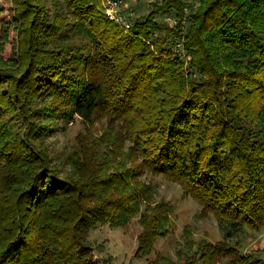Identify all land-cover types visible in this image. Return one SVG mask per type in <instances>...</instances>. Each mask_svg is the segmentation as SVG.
Segmentation results:
<instances>
[{"label": "trees", "instance_id": "1", "mask_svg": "<svg viewBox=\"0 0 264 264\" xmlns=\"http://www.w3.org/2000/svg\"><path fill=\"white\" fill-rule=\"evenodd\" d=\"M10 1L0 264H100L90 231L138 215L148 264H264L242 246L264 228V0H154L128 29L101 0ZM76 119H104L101 136L79 132L54 161L46 138ZM144 174L179 183L222 238L185 229L175 258L150 257L173 206Z\"/></svg>", "mask_w": 264, "mask_h": 264}, {"label": "rangeland", "instance_id": "2", "mask_svg": "<svg viewBox=\"0 0 264 264\" xmlns=\"http://www.w3.org/2000/svg\"><path fill=\"white\" fill-rule=\"evenodd\" d=\"M110 1L112 0H101L105 13H107L106 7H108L107 10L112 11V7L108 4ZM151 1L154 0H122L121 10L118 9L121 17L116 22L121 27L128 29L131 23L130 20L133 17H141L149 12V3ZM45 3V7L48 6L52 10L55 8L53 0H45ZM12 15L11 1L0 0V36L2 33L1 25L11 21ZM163 21L169 24L173 23L172 19L167 17H164ZM7 32L11 42L0 41V53H4L5 55H9L12 43L16 51L19 48V40L16 32L12 28L8 29ZM178 49L179 47L175 50L179 51ZM8 62L6 63L7 66H9ZM5 86L6 84H4ZM102 121L94 122L91 129L88 126L86 127L79 119H76L68 122L64 128L51 133L45 140V143L50 148V157H54V161L63 160L64 158L62 156L67 155L69 147L74 143V139L79 132H91L95 138L99 137V135L101 136V131H103ZM64 167L68 169L67 165H64ZM144 177L147 182L150 181L154 184V200H164L173 206L170 214L171 231L166 236L157 239L154 252L150 257H153L156 252H160L175 258L177 244L185 229L191 231L195 238L207 237L211 240L222 238L216 218L212 214L202 216L201 205L192 196L184 194L179 183L167 179L163 175L144 174L142 178ZM139 217L138 215L132 218L127 225L122 227L113 228L108 224H104L98 225L90 231L88 239L95 247L94 254L97 260L100 261V264L104 260L108 264H148L145 257L137 256V236L141 230V226L138 223ZM254 235L255 237L251 239L244 237L242 246L245 251H257L264 256V228L256 231Z\"/></svg>", "mask_w": 264, "mask_h": 264}, {"label": "built area", "instance_id": "3", "mask_svg": "<svg viewBox=\"0 0 264 264\" xmlns=\"http://www.w3.org/2000/svg\"><path fill=\"white\" fill-rule=\"evenodd\" d=\"M109 4V6H111L112 7V11H109V10H107V8L108 7H106V14L110 17V18H112V19H114V20H116V21H118L119 19H120V17H121V15H120V9H119V7H120V5L122 4V0H112V1H110V3H108ZM119 9V10H118ZM118 15V16H117ZM117 16V17H116Z\"/></svg>", "mask_w": 264, "mask_h": 264}]
</instances>
